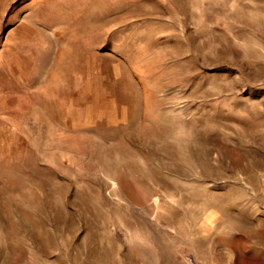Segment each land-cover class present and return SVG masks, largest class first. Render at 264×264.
Here are the masks:
<instances>
[{
    "label": "rangeland",
    "instance_id": "374dc122",
    "mask_svg": "<svg viewBox=\"0 0 264 264\" xmlns=\"http://www.w3.org/2000/svg\"><path fill=\"white\" fill-rule=\"evenodd\" d=\"M0 264H264V0H0Z\"/></svg>",
    "mask_w": 264,
    "mask_h": 264
}]
</instances>
